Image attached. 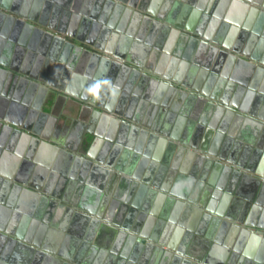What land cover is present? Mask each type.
<instances>
[{
    "label": "crops",
    "instance_id": "0c3cea01",
    "mask_svg": "<svg viewBox=\"0 0 264 264\" xmlns=\"http://www.w3.org/2000/svg\"><path fill=\"white\" fill-rule=\"evenodd\" d=\"M6 1L10 9L5 11L12 10L8 13L17 18L23 16L20 14L21 5L30 2ZM47 1L43 0L37 13L32 14L31 10H27L26 18H34L38 23L44 19L46 23L41 28L60 32L66 40L62 46L69 41L75 43L71 39V35H75L78 47H72L65 65L52 69L46 75H42L41 68L45 70V67H38L37 59H26L25 55L17 63H9L17 64L20 70L37 81L45 76L43 82L37 84L45 86L48 83L51 87L43 92L41 85L34 86L29 81L23 83L24 89L28 90L13 92L20 101L28 102L29 111L32 110L31 105L37 106L34 116L30 114L33 110L26 117L21 116L17 105H11V101L8 103L0 97V117L9 127L0 137V229L20 237L18 243L34 245L30 247L33 253L14 257L16 247L11 246L9 238L0 236V261L3 264L12 261L13 264H34L38 259L36 252L39 246L47 250L45 255L50 259L43 257L38 264L76 261L81 247L85 245L84 237L92 228L94 235L93 232L89 234L92 235V246L100 252L99 257L94 256L96 259L92 264H151L134 259L138 245L135 239L113 234L109 230L108 226L122 229L114 224L116 217L110 216V222L102 221L101 231L99 223L92 220L94 215L91 213L99 208L104 190L110 191L120 182V178H115L114 174L122 175L114 170L113 175L111 172L105 173L101 167H97L99 161L104 160L102 151L106 139L119 138L122 144L128 145L130 130L125 125H133L137 118L146 119L147 122L148 114L156 123L161 120V130L179 134L181 138L185 137L190 126H204L207 130H213L210 141H215L223 154L219 157L203 150L189 153L188 150L177 149L170 157L171 165L167 166L166 172L173 185L179 189L191 187L193 192L199 186L208 185L205 182L207 179L218 185L225 173L240 177L237 168L253 177H264V122L250 115L243 119L233 112L231 105L226 106L221 102L222 99L243 102L250 97L251 90L244 85L250 68L238 58H248L252 54L258 61L264 60V41L257 34L260 15H253L250 0H139L137 6L146 13L131 11L133 13L127 15L111 6L107 0H71V4H78L79 9H89L87 14L90 18L87 28L80 27V24L72 28L71 18L64 11L57 12L54 7L47 6ZM51 1L58 7L68 2ZM101 16H106L105 21L96 30V18L100 19ZM111 17L116 18L115 23H123L122 32L106 27L109 31L103 33L106 21ZM177 24L179 27L175 26ZM164 26L171 29H164ZM213 48L217 51H213ZM86 49L91 51L87 52ZM248 49L250 54L245 56L244 52ZM232 53L237 59L230 76H224L223 57L225 55L228 59ZM73 55L76 60L70 67ZM114 62L119 66L129 65L133 72H138L135 75L126 73L127 77L124 78L127 81L131 77L136 86L142 85L141 94L146 95L137 96V103L133 106L127 100L115 101V83L119 77L115 78L117 70ZM252 62L257 63L256 60ZM203 64L221 67L222 73L215 75L208 71L205 76L206 80L211 76V81H216L214 87H219L222 99H209L200 94L189 97V94L178 89L188 90L176 78L189 81L195 69L196 76L203 75L201 73L206 71ZM261 80L264 82V75ZM147 90L149 93H146ZM20 101L16 103L21 104ZM172 105L175 110L170 107ZM207 122H212L217 129H212ZM32 131L39 132L43 138L37 141ZM256 143L261 148L255 146ZM177 144L185 146L180 141ZM84 146L88 150L86 154L83 153ZM227 147L231 149L226 152ZM220 150L217 151L219 155L222 153ZM127 152L123 154V159L121 156L116 161L110 158L114 161L111 163H123L122 166L127 168L134 155L130 150ZM161 158H164V154ZM218 161L228 167L233 165L234 169L218 170ZM196 164L205 167L202 175L205 180L194 171ZM261 179L264 181V178ZM244 185L243 190L248 193L256 183L252 181ZM68 191L78 196L76 200L70 197L68 202H63L60 196H65ZM121 193L124 190L116 187L114 194L119 196ZM261 201L256 206L253 223L264 227V194ZM216 209L214 205L213 210ZM176 227L177 221L169 228L171 235ZM252 231H257L256 235L263 239L256 246L254 259L244 264H264V228ZM155 245L159 246L158 243ZM9 248L12 249L8 253ZM84 249L86 252L84 246L82 252ZM115 251L118 253L115 254Z\"/></svg>",
    "mask_w": 264,
    "mask_h": 264
},
{
    "label": "water",
    "instance_id": "95a60500",
    "mask_svg": "<svg viewBox=\"0 0 264 264\" xmlns=\"http://www.w3.org/2000/svg\"><path fill=\"white\" fill-rule=\"evenodd\" d=\"M29 1L30 2L21 5L22 11L20 14H23V16L17 18L10 14L12 10L5 11L10 9L8 1L0 0V97L8 103L11 101V105H17L21 116L24 117L32 110L33 112L30 114L34 116L37 106L31 105L32 110L29 111L30 105L28 106V102H25V100L20 101L13 92L23 93L28 90L24 89L23 83H28L29 81H32L31 83H33L34 86L41 85V91L43 92L50 88L51 84L46 83L45 86L44 84H37L43 82L42 78L45 76L37 81V79H34L35 77L27 75L26 72L20 70L17 64L14 66L9 65V63L13 61L17 63L18 59L25 55L26 59H28V57L37 59V66L45 67V70L41 68L42 75H46L49 74L52 69L56 70L60 68L62 64L65 65L68 53H71L72 47H78L76 43L78 38H75V35H71V39L74 40L75 43L68 40L69 43H65L62 46V42L66 40L60 35V32L54 33L44 31L43 28H41V26L46 23L44 19L41 20L43 22L38 23L34 18H26L25 15L27 10H31L32 14L37 13L36 11L40 9L43 2V0ZM138 1L139 0H107L108 3H111V6L115 7L118 11L124 12L126 15L133 12L146 13V11L144 12L137 6L136 3H138ZM250 2L253 4L251 7L253 15H260L261 23L257 34L262 38V41H264V0H250ZM31 3L32 5L29 6ZM46 3L47 6L54 7V10L57 12L64 11L65 15L69 16L73 21L72 28L77 24H80V27L87 28V25L90 23V18H88L87 14L89 9H79L77 6L78 4L76 6L71 4V0H68L64 5H60V7L54 6L50 0ZM16 8L19 9L20 7L17 5ZM209 12H211V10H209ZM196 13L198 14L199 10H197ZM79 14H81L82 18L79 17ZM147 14H150V11H147ZM105 17L101 16L100 19L96 18V30L102 26ZM79 20H81V23ZM83 20H85V23ZM115 22L116 18L112 19V17L109 21H106L107 26L105 25L103 28V33L109 31L106 27H111L115 29L116 32H122L123 23ZM169 23L171 24V21H169ZM22 24H25L24 28L20 27ZM175 26L179 27L178 24ZM167 27L168 26H164V29H171ZM250 27H247V29H251ZM208 38L209 37H207V39ZM253 39H256V37ZM52 41L54 43L50 45L49 43ZM38 45L39 48L37 47ZM89 45L91 46V44ZM48 46L51 48L49 51ZM86 50L87 52L91 51L88 49ZM213 51H217V49L213 48ZM233 51L238 53L236 49H233ZM247 53L250 54L249 49L247 52H244V55L246 56ZM247 57L248 58H238L246 62L250 68L244 84L251 90L249 92L250 97L243 102L220 98L219 87H214V85L216 86L217 84L216 81H211V76L206 80L207 77L205 75L208 71L215 73V75H217L218 72L222 73L220 70L221 67H217L216 65L210 66L203 64L202 66L206 70L205 72L201 71L203 75L199 74V76H196L195 69L190 80H186V82H184L181 77L176 78L177 81H180L188 88V90L183 88L178 89L182 90L184 94H189V97L198 96V94H200L209 99H222L221 102L226 106L231 105L234 109L233 112L238 114L239 117L245 119L246 115H250L264 122V82L261 80V76L264 75V60H262V62L258 61L259 59L255 58L252 54ZM236 59L237 57L234 53H232V57L228 59H226L224 55L222 73L224 76H230ZM75 60L76 57L73 55L69 64L70 67H72ZM252 60H256L257 63H251ZM258 62L261 63L258 64ZM113 65L117 70L115 78L117 76L119 77L118 81L115 83L117 86V90H115L117 96V99H115L116 102H125L127 100V102H129V104L131 103L133 106L137 103L138 98L142 96L146 97V95L141 94L140 89L142 85L137 84L141 87L136 86L131 80V77H129L127 81L124 79L127 77L126 73L135 75L138 72H133V68L129 67V65L122 64V66H119V64L115 62ZM147 75H149V73ZM146 93H149V91L147 90ZM137 96L138 98L136 99ZM18 101L23 105L17 104L16 102ZM174 105L176 106L175 103ZM174 105L170 106L173 110H175ZM145 121L146 119L140 120V118H137V120L133 121V125H125L127 129L130 130V143L128 145L122 144L119 138L113 139L109 137L106 139L102 151L104 160L99 161L97 167H101L105 173L111 172L113 175L112 170H114L122 173V175L118 176L116 173L114 174L115 178H120V182L110 191L104 190V196L99 208L95 213H91L94 215V218H92L93 222L99 223L98 228L100 231L103 222H110V216L111 218L116 217L117 220L114 224H117L122 229L120 230L108 226L109 230L113 234L128 235L132 237L133 240L135 239L138 245L136 253H134V259L144 263L244 264L245 261L254 259L256 246L263 239H260V236L256 235L257 231L253 232L252 230L264 228L256 226L253 223L255 210L258 208L256 206L262 202L261 196L264 194V181L261 179L264 177H262V175L261 178L253 177L244 171L241 172L240 168H237V172L241 174L240 177L225 173L223 180L217 185L214 181L205 180L204 177H202L205 167L200 165L197 166L196 164L194 165V171L199 174V176L202 177L201 179L205 180L208 185H204V187L199 186L193 192L191 191V187L179 189L177 185H173L172 181L166 175L167 166L169 167L171 165V163H169L171 155L178 149V151L188 150L189 153H195V150H203L221 157L223 154L222 150H220V148L218 149V145L215 141H210L209 136L213 133V130H207L204 126L192 125L187 130L185 137L181 138L179 134L161 130V120H158L156 123L150 114H148L147 122ZM207 124L210 125L212 129H217L212 122H207ZM6 128L9 129L0 117L1 138ZM31 133L37 141L43 138L39 132L35 133L32 131ZM162 135L165 137H162ZM177 141L182 142L185 146L178 145ZM255 146L261 148L258 143H256ZM228 149L231 148L227 147L225 149L226 152ZM127 150L134 153V155L131 156L133 160L127 164V168L122 166L123 163L121 165H116L115 163L114 165L111 163L114 161L110 160V158L116 161V159L121 156L123 159V154L128 153ZM219 150L222 152L220 155L217 152ZM83 153H88L85 146L83 147ZM163 154L164 158H161ZM217 164L218 170L223 169L224 171L234 169L233 165L228 167L224 164H220V161H218ZM82 179L83 178L80 180ZM252 181L255 182L256 185H253L250 192L246 193L243 190V186H245V183ZM72 184H74V181H72ZM116 187H120L124 190V193H121L119 196L115 195L114 191ZM64 195L65 196H62L63 198L60 196L63 202H68L70 197L76 200L78 196V194L75 193L73 195L72 191H68V193ZM237 204H239L238 208L236 207ZM214 205L217 206L216 210H213ZM176 221L178 228L176 227L175 233L171 235V229L169 228L173 226ZM92 232V228L89 229L88 236L84 237L85 245L83 246L86 248V252L85 249L82 252V246L79 258L76 261L66 260L65 262L67 264H92L96 259L94 256L96 255L99 257L98 254H100V252L92 246L91 236L94 235V232ZM91 233L92 235L89 236ZM0 234L3 238H9L11 246L16 247L14 257H20L26 253L34 252L33 249L30 248L34 245H30L27 242L18 243L20 237H14L2 229H0ZM155 243H158L159 246H156ZM35 246L37 247V245ZM11 249L12 248H9L7 250L8 253ZM38 249V253L36 252L38 259L34 264H38L43 257L50 259L49 256L46 257L45 251L47 252V250H45L43 246H39ZM48 253L50 252L48 251ZM116 253H118V251H115V254ZM50 255L52 257L54 256L52 252ZM9 256H11V254H9ZM6 260L7 257L4 261ZM257 260L260 261L259 259ZM0 264L3 263L0 261ZM10 264H13V261Z\"/></svg>",
    "mask_w": 264,
    "mask_h": 264
},
{
    "label": "flooded vegetation",
    "instance_id": "af4514ba",
    "mask_svg": "<svg viewBox=\"0 0 264 264\" xmlns=\"http://www.w3.org/2000/svg\"><path fill=\"white\" fill-rule=\"evenodd\" d=\"M137 4V3H136ZM139 7V6H138ZM20 27H22V28H24L25 27V24H22ZM75 37V36H74ZM78 37L79 38H81L82 36H80V35H78ZM26 84V83H25ZM61 198H63L62 196H61Z\"/></svg>",
    "mask_w": 264,
    "mask_h": 264
}]
</instances>
